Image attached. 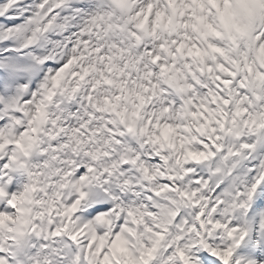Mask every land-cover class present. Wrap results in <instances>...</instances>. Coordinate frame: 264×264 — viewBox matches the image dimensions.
I'll list each match as a JSON object with an SVG mask.
<instances>
[{"label": "snow or ice", "instance_id": "snow-or-ice-1", "mask_svg": "<svg viewBox=\"0 0 264 264\" xmlns=\"http://www.w3.org/2000/svg\"><path fill=\"white\" fill-rule=\"evenodd\" d=\"M0 264H264V0H0Z\"/></svg>", "mask_w": 264, "mask_h": 264}]
</instances>
